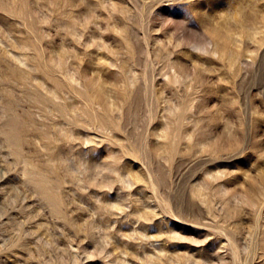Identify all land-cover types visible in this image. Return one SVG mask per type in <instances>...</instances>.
<instances>
[{
  "label": "rangeland",
  "instance_id": "obj_1",
  "mask_svg": "<svg viewBox=\"0 0 264 264\" xmlns=\"http://www.w3.org/2000/svg\"><path fill=\"white\" fill-rule=\"evenodd\" d=\"M0 264H264V0H0Z\"/></svg>",
  "mask_w": 264,
  "mask_h": 264
}]
</instances>
